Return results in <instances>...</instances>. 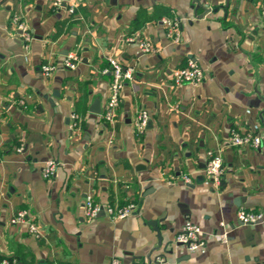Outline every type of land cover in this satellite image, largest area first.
<instances>
[{"label": "crops", "instance_id": "obj_1", "mask_svg": "<svg viewBox=\"0 0 264 264\" xmlns=\"http://www.w3.org/2000/svg\"><path fill=\"white\" fill-rule=\"evenodd\" d=\"M54 1L0 0V264H264L260 0H197L210 9L201 18L191 0ZM162 20L177 23V43ZM67 55L77 58L73 69ZM108 59L131 70L111 123L102 119ZM188 59L202 80L173 84L171 72ZM140 109L148 121L137 132ZM232 131L257 136L259 147L228 145ZM209 151L221 158L219 184L204 174ZM47 160L57 167L43 179ZM86 200L133 212L88 219ZM239 210L261 218L242 225ZM21 211L26 220L12 223ZM187 225L204 243L192 252L174 243Z\"/></svg>", "mask_w": 264, "mask_h": 264}, {"label": "built area", "instance_id": "obj_2", "mask_svg": "<svg viewBox=\"0 0 264 264\" xmlns=\"http://www.w3.org/2000/svg\"><path fill=\"white\" fill-rule=\"evenodd\" d=\"M60 5V0H55L53 6L58 7ZM72 8L70 7L67 12L72 13ZM259 14L264 18V0H260L259 3ZM17 25V29L22 34L24 41L30 39L28 33L26 32V27L24 24L17 21L16 18L12 19ZM162 24L166 25L169 29L168 37H170L173 43L178 42L179 31L177 28V23L175 21L162 20ZM140 50L144 53L153 52L150 44L146 41H141L139 43ZM77 58L74 55H67L63 61V64L68 69H73L75 67V62ZM43 76L48 77L53 71V66L46 64L40 68ZM104 72H108L110 75L109 81V97L104 106L102 113V119L106 123H111L115 117V112L119 104V93L126 81L131 80V70L121 66L118 62L113 59L107 60V69ZM202 80V71L197 66V64L191 60H187L185 65L181 68L175 69L171 72V81L175 85L187 84L191 86H196ZM148 121V116L145 111L138 110L135 114L133 127L137 132H141ZM69 129L73 132L78 130V117L75 114H71L69 117ZM228 145L234 147L250 146L253 148H258L260 145V139L257 136H253L250 133H238L232 131L228 138ZM57 164L53 160H47L43 163L41 167V177L43 179H49L55 173ZM223 169L221 158L218 153L206 152V163L204 168V174L207 178L211 180L214 184H219V180L222 176ZM183 183H189V178L187 176L181 177ZM99 211H103L105 215L112 219H123L129 216L133 212V206L127 205L124 207H117L115 205H100L92 200H86L84 202V216L88 219L94 218ZM27 218V213L24 211L18 212L12 219V223H20L25 221ZM261 218V215H254L251 213H246L242 210L237 211L236 219L242 225H254ZM28 232L34 237H40L41 233L32 223H28ZM199 229L193 225L185 226L181 232H179L175 238L174 243L183 245L187 251L192 252L203 246V241L199 238ZM215 238L221 242H225L226 234L221 233L216 235ZM2 264H8L2 262ZM112 264H117L113 262Z\"/></svg>", "mask_w": 264, "mask_h": 264}, {"label": "water", "instance_id": "obj_3", "mask_svg": "<svg viewBox=\"0 0 264 264\" xmlns=\"http://www.w3.org/2000/svg\"><path fill=\"white\" fill-rule=\"evenodd\" d=\"M192 1V10H193V14L194 17L197 18H201L202 16H204L207 12H209L210 9H208L207 7H204L202 5L199 4V2L197 0H191ZM197 9H201L202 12L199 15H196V11ZM56 95V94H54ZM91 112L98 114L99 113V107H98V101H93L92 105H91ZM98 214H103V211H100ZM159 257H155L154 259H149L146 258L144 262H142L141 264H164V261H159L158 260Z\"/></svg>", "mask_w": 264, "mask_h": 264}]
</instances>
